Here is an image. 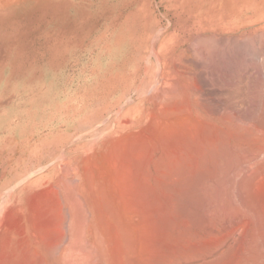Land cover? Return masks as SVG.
Listing matches in <instances>:
<instances>
[{
	"label": "rangeland",
	"instance_id": "374dc122",
	"mask_svg": "<svg viewBox=\"0 0 264 264\" xmlns=\"http://www.w3.org/2000/svg\"><path fill=\"white\" fill-rule=\"evenodd\" d=\"M1 4L2 2H0V264H3L9 256L8 264H20L17 261L21 257L18 255L17 247L20 241L17 239L18 237L20 239L21 235L18 230V234L15 232V219L19 215L18 211L28 210L25 196L33 194L34 190L36 191L34 193L39 192L35 187L42 188L41 182L44 179L48 177L51 180L56 179L57 173L54 170L62 166L60 160L69 158L72 160L83 151L82 149L89 147L87 143L89 144L94 138L95 141L98 140L97 136L112 133L117 127L116 120L121 117L122 111L134 108L132 111L137 109L135 114H139L137 113L139 107L143 108L146 104L143 99L146 97L145 93L148 92V96L152 93L153 96L157 94L156 92L159 93L161 85L164 91L168 90L167 92L172 93L173 96V92L179 91L178 88L180 91H187L190 100L193 98L192 102L194 101L193 114L198 119L200 117L208 121L206 124L209 122L216 124L214 126L202 124V126L203 121L198 120V123L200 120L201 123L197 132L200 131L201 134L200 132L197 134L203 135V139H200L204 144L209 141L204 135H212L211 131L220 132L219 129H212L217 125L223 129L228 123V125H239V128H244V133L249 127L245 136L241 129L235 128V130L239 129L238 132H242L240 135L242 134L243 137H238V133L237 136L233 135L234 138L230 134L231 125L229 127L227 125L226 128V130L230 129V132L222 129L220 134L217 133L218 138L213 132L211 139L214 137L212 140L214 142L217 141L215 138H224L222 131L226 134L228 132L229 138L225 137L228 138V145H223L227 139H223L225 142H221L220 139V143L225 147L228 146L229 149L223 148L221 151L220 148L223 146H219L218 140L219 145L212 144L210 150L211 144L207 142L211 156L215 158V161L212 159L211 162H216L212 164L211 172L215 174L212 177H216L218 182L216 180L213 182V178V181L210 180L213 191L210 190V197L205 195L206 198L211 199V203L208 201L211 206L209 209V204L205 203L207 201H204V206L201 205V200L205 198H201V194H204L202 190L199 191L201 194L196 193H199L198 196L201 195L196 197L199 203L196 204L195 199L193 203L197 205L196 207L200 206L204 209L207 207L208 211L206 209L205 211L208 213H204V216L209 214L210 219L208 216L205 217L210 225H213V231L210 230L209 233L216 232L211 234L210 238L217 243L220 235L223 234L224 237L225 234L226 237L223 247H226L227 251L212 244L216 248L211 253V257L213 256L210 257L211 264L213 262L218 264V258L223 260H220L219 264H225V261L229 262L227 264L245 262L255 264V260H258L257 264H259L261 254L264 256V245L262 240H259L261 235L259 232L263 231L262 227L264 228V182H262L264 181V137L262 138L264 136V0H54L50 4L29 5L26 8L20 4ZM174 81L180 82L179 85L173 83ZM169 83L177 86L171 85L170 88ZM176 98L179 101L180 98ZM155 99L162 100L158 97ZM221 121L227 123L223 124ZM252 125L254 129H261V132L251 129ZM252 130L255 131L253 132L257 138L253 140L254 142L248 141L249 138L255 139L251 138ZM257 132H260L259 135ZM235 133L237 134L233 130V134ZM198 135L197 138L200 140ZM238 138L243 140L240 141ZM237 139L245 143L242 145ZM202 142L198 141L199 147ZM233 142L241 146H235ZM253 144L255 146L259 144L258 149L256 147L255 152L250 153L253 150H249L250 146L255 148ZM238 146H245L248 149ZM259 147H262L261 150ZM60 150L63 153H60V156H65L54 160ZM51 151H53L52 156ZM218 154L221 155L218 157ZM242 155L245 157L243 158ZM225 160L230 164L225 163ZM217 163H221L218 168L223 166L225 173H221V168L220 171L216 169ZM248 163L251 164H249L250 168ZM213 167H216L215 170L221 174L215 173ZM48 168L54 170L53 173L46 175ZM237 171L240 176L235 175L234 172ZM223 173L227 175L224 176ZM219 175L225 179L223 180ZM253 176L256 179H253ZM241 182L245 183L241 184ZM215 183L217 185H214V189ZM221 184L225 185V189L220 187ZM254 184H256L255 188ZM30 185L35 189L31 190ZM28 186L30 191L27 192ZM240 190H244L249 202ZM218 191H224L225 195L228 191L231 193L228 192L225 196L222 192L220 195ZM258 197L260 200L257 199ZM254 203L256 204L252 206ZM200 207L198 209L202 210ZM192 209L197 208L194 209L192 206ZM200 210L194 212L199 213ZM211 211L212 213H209ZM199 215V218L197 213L188 216L195 220L193 223L196 227L197 224L199 226L203 224ZM257 224L260 227H258L259 232ZM237 236L240 240L236 239ZM247 240L252 243L250 241L248 243ZM242 242L245 243L243 246ZM10 247L16 253L13 254V249L10 250ZM253 247L256 249L254 250ZM222 248L224 255L219 252ZM248 248L250 250L246 251ZM251 248L255 252L251 251ZM259 249L263 250L262 253ZM30 253L29 250L28 254ZM216 253H221L223 257L227 256L224 258L225 261ZM254 253H257L258 259ZM247 255L250 257L248 258ZM27 257L24 255L21 257L24 259L21 260L24 262ZM22 261V264H26Z\"/></svg>",
	"mask_w": 264,
	"mask_h": 264
},
{
	"label": "bare ground",
	"instance_id": "6f19581e",
	"mask_svg": "<svg viewBox=\"0 0 264 264\" xmlns=\"http://www.w3.org/2000/svg\"><path fill=\"white\" fill-rule=\"evenodd\" d=\"M53 1L54 0H0V2H2L1 5H9V4L19 5L20 4L23 8H26L29 5L48 4V3L50 4ZM175 80H178V79H175ZM178 81H177L178 84L175 81L173 83H176L177 85H179L180 82ZM165 83L166 82L164 81V84ZM173 83H169L170 88L172 86L173 87L177 86L176 84L174 86ZM161 86H159L161 93L159 89H158L159 93L156 92L157 94H154L153 96L151 95L152 93L149 94V96L147 94L148 92L145 93L146 97H144L143 99L144 101H146V104L144 105V107L142 106L143 108L139 107L138 112H137L139 114H135L136 113L135 110L137 111V109L132 111V109L134 108H131L126 111H122L120 114L121 117L118 120H116L117 127L115 128L113 127L114 131L112 133L102 134L100 135L101 137L96 135L98 140L96 139L97 141L96 140L94 141L95 139L94 138L92 140L93 142L91 141L92 144H90L91 142L89 144L87 143V145L88 146L90 145V146L86 147L85 149H82L83 151L81 153L78 152L79 154H77V156H74L72 160L70 158H69L70 160L67 158H65L67 160H64V161L60 160L62 166L59 167L57 170H54V168H50V169L48 168L49 170L47 171L46 175L53 173L52 171L54 170V172L56 171L55 173H57V176L54 174V176H56V179L51 180V178L49 177L47 179H44L41 182V185L43 186L42 188L37 189V186L35 187L36 190L39 192L34 193L36 192L34 190V192L32 191L33 194L28 193L29 196L28 195L25 196L27 198L26 204H28L27 205L28 210L25 212L18 211L19 215L16 216L17 218L15 219L16 220V231L15 232L17 233L19 231L21 235L20 239L19 237L17 239L18 241H20L17 246L19 250L18 255H20L21 257H24V255H26L27 257L28 255L29 258L27 257L26 261L24 260L23 262L21 259H24V258L20 257V259L17 260L19 261L20 264H22L21 261L26 264H211L210 263L211 253L215 251L213 249L216 248L215 246L219 248L223 247V242H225L226 240V239L224 240V238L226 237H225V234H224V237H223V234L220 235V237L218 238L215 237L219 239L217 240L218 241L217 243L214 242L212 238H210L211 237L210 235L216 232H213L211 234L209 233L210 230L211 232L213 231L212 230L213 225H210V223L208 222L206 218L208 216L209 217L208 219H210L209 214L205 215L206 217L204 216V213L205 214L208 213V212L206 213L205 211V209L207 210V207L206 205H205L206 207L205 209L204 207H200V206L196 207L197 206L196 204L199 203L198 202L199 199L197 198L198 199L197 200L196 197H199V196L201 197V195H202L201 198L205 197V195L207 197H210L209 193L211 194L210 190H212L211 188L212 182L210 184V180L213 181L214 179L213 182H215V180L216 182H218L216 177L214 178L212 177V175L215 176V174L211 172L212 164L216 162L213 163V161H215V158L211 156L212 154L210 153L211 152L210 150L212 148L211 146H213L212 144H215L214 146H216L217 141L219 140L218 143H220V139L222 138L217 139L219 137L217 135L218 132L216 133V131L215 132L213 131L214 133H216V135L214 134V136H217V138H215V140L217 141L214 142L212 141L214 140V137L213 139H211V136H213V132L211 131L212 135L208 134V136H210L208 137L207 134L204 133L205 131H203V133L206 134L204 135V138L205 137H206L205 139L209 138V141L207 140L205 141L210 142L209 145L210 144L211 145L209 146L207 142L206 144H204L202 142L203 135L199 136L201 132L200 131L197 132L198 125L201 123V120L203 118L199 117V119L201 120L198 123V120H199L198 117L193 114L192 112V104L194 103V101L192 102L193 98L192 100H190V98L188 97L187 91L186 92L180 91V88L178 87L177 88L179 89V91L173 92L174 94L173 96L172 93L167 92L168 90L164 91V89ZM162 89L164 93H162L163 92ZM143 94L144 93H142V95ZM154 96L156 98L158 97L159 100L162 99L161 100L162 102L157 101ZM174 97L175 98L179 97L181 100L179 99L178 101L177 100L178 98L173 99ZM202 121L203 122L201 123V125L202 124H205V125L209 124L211 126L216 125V124H213L214 122L213 123L209 122L208 124H206L208 121L207 122L205 120H202ZM224 122L221 121V123L223 124L227 123V122L225 123ZM263 124H264V121H263ZM227 125L226 124L224 125L226 126L224 129L219 127V125H217L219 128H217V126L213 128L211 126L209 127L212 128L213 130L219 129L218 131L221 132L222 129L224 131L226 130ZM230 125H228V127ZM231 126L232 128L230 127V129L232 133L229 131L230 129H227L226 131L230 132L232 136L233 135L237 136L238 133L240 135L241 131H243V133L242 132L241 133L244 135L245 133L248 132L247 129L249 128L248 127L246 129V132L244 133V130H243L244 128L243 129L239 128V125L238 126L231 125ZM236 127L241 129V131L238 132L239 130L238 128L235 130ZM205 128H202V130L203 129L205 130ZM210 128H209V133H210ZM251 129H254L253 125ZM255 129L259 130L258 128H255ZM233 130L234 132H237V134L236 133L233 134ZM254 130H252V132ZM207 131L208 130L206 129V132ZM224 131L222 132L224 133L225 136H223V133L221 136L224 137L223 138L224 140L227 139L226 141L227 144L225 141H223V139L221 140V142H225L223 145H228V138H229L227 135L228 132L226 134V132ZM259 131L261 132V129ZM199 132L200 134L198 135L197 133ZM220 132L218 134H220ZM252 132H251L252 134L251 138H255V133H254L255 131L253 133ZM260 132H257V134ZM196 134L198 135L199 139L200 138L202 139L198 140ZM242 134L240 136L238 135V137H243ZM248 134H250V132ZM248 134L246 135L248 136ZM231 135L229 136L231 137ZM225 137H228V138L225 139ZM263 137L264 136H262V138ZM248 138L246 137V139ZM259 138L261 139V137ZM246 139L244 138V141ZM249 139L248 141L254 142L257 138L252 139V140L251 139L249 140ZM241 140H243V138L240 139V141ZM198 141L202 142L200 143L201 147H199ZM240 141L239 143H242V145L243 143H245L244 141L242 142ZM239 143L237 144L234 143V145L241 146V144ZM263 143L261 144L263 145ZM259 144H256V146L255 144H253L255 148L253 147L251 148L252 146L251 145L249 150L251 149L253 150L250 151V153L255 152L254 150ZM67 145H68V142H67ZM218 145H217V148H219ZM223 145L222 143H220L219 146H223ZM63 146L65 147V145ZM208 146L210 147V150ZM244 147H240V148H244ZM223 148L229 149L228 146L227 147L223 146L222 148H220L221 151L223 150ZM261 148L259 150H261ZM213 149L215 148L213 147ZM245 149L247 150L248 147L247 148L245 147ZM214 152H217V151L214 150ZM223 152L222 153L220 152V153L224 154ZM52 153L53 151H51V154L50 153L48 154L52 156ZM60 153H61V150L59 151V154L57 153L59 156L57 155V157H55L54 160L59 157L65 156V155L60 156L61 154H63V153L61 154ZM256 153H258L257 150H256ZM221 154H218V157ZM248 154H246L247 158H248ZM253 155L255 154L253 153ZM226 156L228 157L227 154ZM244 157L245 155L243 156V158ZM260 158H257V159H260ZM212 159L214 160L211 162ZM229 159L227 158V160ZM254 160L255 158L252 160V164H254L253 162ZM238 161L236 163H238L239 165L240 161L239 162ZM227 162L228 161H226L225 163ZM218 163L216 165L217 168L213 167L214 170L215 168L217 170L219 168L221 169L223 168V166L218 168V165L220 166L222 161L220 164ZM227 164H230V163H227ZM249 164L250 163H248V166ZM238 165H235V166L237 167ZM228 167H230V165ZM241 170L243 172V168ZM256 170H258V168H256ZM214 172L216 173L217 171L215 170ZM222 172H224L223 169L221 170V173ZM221 173L217 172V174H221ZM234 173L235 175H237L238 171ZM220 178L222 177L220 176ZM220 178L218 179L220 180ZM222 179L224 180L225 177H223ZM222 179L221 181H223ZM253 179H256V178L254 177ZM21 180H24V179H21ZM220 183L221 182L219 181V184ZM242 183H245V182H241V184ZM224 184H221L222 186L220 185V187L224 188L226 185ZM31 185H30V188H31ZM214 185H217V184L215 183L213 184V186ZM244 187H245V184H244ZM255 187H256V184H254V188ZM30 188L29 190H26V191L27 192L30 191ZM33 188H31V190ZM213 188L215 189V186ZM252 188L251 190H253ZM219 189L222 190L221 188ZM244 189H246V187ZM201 190L204 194H201L199 192ZM226 190H227V187H226ZM242 191L244 194V190ZM197 192H199L201 195L198 196L199 193L196 194ZM221 192L218 191L219 194ZM228 192L231 193V191H228ZM251 192L252 191H250V193ZM194 193L196 194V196ZM222 193H224V191ZM193 195L195 196V198ZM220 197H223V196H220ZM259 198L260 197H258L257 199ZM193 199H195L194 201H197L195 202L196 203L195 205L193 203ZM203 199L201 200L202 201L201 205L208 203V201L210 202L211 200L206 197ZM229 199L230 198H228V200ZM204 201H207V202L204 203ZM222 201L224 202V200ZM247 201H248V197H247ZM228 202L230 203V200ZM255 202L258 203L259 201H255ZM255 204L256 203H254L252 206H254ZM232 205L234 206V204ZM192 206L194 207V209L197 208L196 209L197 211L200 210L198 209L200 207L202 209L200 210V212H202L201 214H203L204 217L200 214V212L199 213L194 212L196 210H193ZM209 207H211L210 204L208 206V209ZM234 208L236 207L234 206ZM244 208L246 209V207ZM203 209H204V212H203ZM13 211H15V209ZM191 213L192 215L193 213H197V217L200 214L199 216L202 217L203 224L202 225L200 224V226L197 224V227H196V224L193 223L194 219L192 220L191 217H188L189 215H191ZM209 213H212V211ZM246 213H247V210H246ZM223 215L225 216V214ZM245 216L247 217V215ZM8 218L11 219L12 217H8ZM213 220L214 219H212V221ZM253 221H255V219ZM256 226L259 232V228H260L259 226H261V224L259 223V226L258 224ZM234 229L235 228H233V230ZM229 232H230V229H229ZM256 235H258V233ZM236 239L240 240L238 236ZM213 243L215 246L212 245ZM237 243H240V242H237ZM243 243L244 242H242V246H243ZM245 245H247V243ZM255 245H257V242ZM4 246H6V244ZM255 247H253V249ZM211 248H212V251H211ZM223 248L220 249L221 251L219 252H222ZM12 249L13 248H11L10 250ZM3 250L4 249H2V251ZM29 250L31 252L30 254H28ZM248 250H250V248H248L246 251ZM254 250H252L251 248V251H254ZM262 251L260 250L261 253ZM12 252L13 254L16 253L14 252V249ZM12 252H11V255L13 256ZM233 252H235V250H233ZM2 254L3 256H5L4 253ZM2 254H1V258H2ZM216 254L221 256V253H216ZM216 254H214V256H216ZM238 254L240 253L238 252ZM223 255L221 256L223 259L227 257V256L223 257ZM242 255L241 257H243ZM255 255L257 257V253ZM247 257L249 258L250 255L249 256L247 255ZM261 257H264V256H262L261 254ZM228 258L230 257L228 256ZM8 259H10V256L7 258V260ZM218 259L219 260L217 261L219 264L220 260L222 259L221 258H218ZM242 259L244 261V258ZM7 260H5V262H7L6 264H8L10 261V260L8 261ZM215 260L216 259H214V261ZM231 260H233V258ZM250 260L252 259H249L248 261ZM235 261L239 262L240 260H235ZM5 262L3 264H5ZM225 262H226L225 264L229 263L228 261H225ZM244 264H246V262ZM259 264H261V262Z\"/></svg>",
	"mask_w": 264,
	"mask_h": 264
},
{
	"label": "crops",
	"instance_id": "0c3cea01",
	"mask_svg": "<svg viewBox=\"0 0 264 264\" xmlns=\"http://www.w3.org/2000/svg\"><path fill=\"white\" fill-rule=\"evenodd\" d=\"M262 230H263V232L261 231L260 233H261V235L259 236V238L262 240L263 239V241H261V242H263L262 244L264 245V229L263 228H261ZM261 259H262V261H261V259H260V261H261V264H264V257L262 258V257H260ZM257 259V258H256ZM256 264H257V260H256Z\"/></svg>",
	"mask_w": 264,
	"mask_h": 264
}]
</instances>
